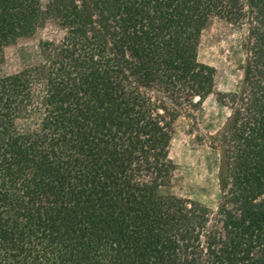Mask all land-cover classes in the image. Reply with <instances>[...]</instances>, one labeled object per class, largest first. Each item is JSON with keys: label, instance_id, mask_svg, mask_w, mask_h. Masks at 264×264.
<instances>
[{"label": "trees", "instance_id": "trees-1", "mask_svg": "<svg viewBox=\"0 0 264 264\" xmlns=\"http://www.w3.org/2000/svg\"><path fill=\"white\" fill-rule=\"evenodd\" d=\"M211 18L246 51L215 93V211L163 191L178 120L214 93ZM0 264H264V0H0Z\"/></svg>", "mask_w": 264, "mask_h": 264}, {"label": "rangeland", "instance_id": "rangeland-1", "mask_svg": "<svg viewBox=\"0 0 264 264\" xmlns=\"http://www.w3.org/2000/svg\"><path fill=\"white\" fill-rule=\"evenodd\" d=\"M39 32L23 41L33 46ZM244 30L219 18H211L203 30L198 48L199 61L215 68L214 93L204 99L193 118L178 120L169 146V157L175 164L171 184L163 191L197 200L215 211L221 201L218 165L222 147L217 144L230 109L216 101V92L237 91L242 82L241 66L246 51L242 46ZM4 50L3 70L18 67L17 48Z\"/></svg>", "mask_w": 264, "mask_h": 264}]
</instances>
